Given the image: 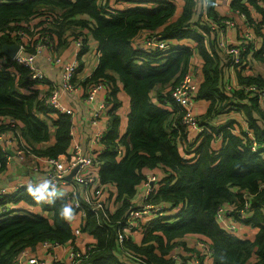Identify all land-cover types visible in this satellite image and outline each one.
<instances>
[{
    "label": "trees",
    "instance_id": "1",
    "mask_svg": "<svg viewBox=\"0 0 264 264\" xmlns=\"http://www.w3.org/2000/svg\"><path fill=\"white\" fill-rule=\"evenodd\" d=\"M129 1L0 0V57L4 44L14 39L12 32L20 28L33 34V43L51 37L58 45L70 43L68 31L72 27L88 28L100 44L99 65L85 82H107L110 88L112 126L102 140L106 148L99 155L102 160L100 177L102 183L116 185L120 204L108 218L86 206L87 217L82 230L95 241L84 253L75 245V252L82 255L74 259V264L78 260L79 264H176V253L182 264H188L192 256L186 257L187 253L193 255L194 252L199 264H264V148L253 151L246 132V126L252 128L256 138L264 143V108L263 102L245 88L252 84L263 86L264 79L241 73L249 63L246 51L241 56V64L235 66L238 86L228 91L225 72L233 58L225 62L203 13L196 14L199 0H184L177 19H173L177 5L172 0H158L151 6H132ZM230 1L231 11L244 12L256 33L261 34L264 16L256 24L248 4L243 0ZM248 1L264 12V0ZM208 2L209 16L214 20L227 18L228 14L217 13L216 0ZM28 25L33 26L32 31ZM145 31L160 32L162 40L191 38L195 47L171 43L165 51H147L138 47L142 39L136 42ZM81 34L83 31L74 35ZM87 48L88 44L82 55ZM249 48L251 57L264 64V46L257 49L250 44ZM197 51L203 61L204 79L198 85L196 99L208 103L199 117L210 125L212 132L205 134L193 151L183 146L191 133L181 124L182 112L171 92L188 71ZM110 70L118 73L130 97L125 134L120 132L121 115L115 111L121 105L120 88ZM31 73L25 65L0 68V120L9 121L0 122V132L17 135L27 150L37 156L58 157L71 147L72 115L46 106L49 91L41 96V83L31 80ZM44 83L51 84L47 79ZM231 112L241 113L246 126L234 119L217 125L222 115ZM51 124L55 127L53 137ZM117 139L126 147L122 157L116 150ZM217 139L222 141L220 148H216ZM45 141L51 143L40 147ZM8 155L0 145V171L6 169ZM160 166L166 173L160 177V185L148 201L181 208L146 225L141 232V242L133 237L126 240L124 249L134 254L127 257L118 248V232L128 210L135 204L133 200L139 187L150 175L144 169ZM20 200L42 205L49 215L30 211L14 213V210L1 214L0 264H15L25 249L45 240L76 243L70 221L59 214L68 204L64 197L46 203L21 188L14 194L0 197V204ZM246 201L249 209L245 215L236 214L232 218L241 225L255 228L257 232L253 238L228 232L216 216L221 205L227 203L243 208ZM189 235H197L200 239H191ZM197 240L206 242L210 256L196 248ZM177 248L181 251L177 252Z\"/></svg>",
    "mask_w": 264,
    "mask_h": 264
},
{
    "label": "built area",
    "instance_id": "2",
    "mask_svg": "<svg viewBox=\"0 0 264 264\" xmlns=\"http://www.w3.org/2000/svg\"><path fill=\"white\" fill-rule=\"evenodd\" d=\"M151 0H131V4H148ZM202 1V0H200ZM198 4L199 13H203L206 25L209 26L211 30V35L215 37L216 44L222 57L225 58V62H231L229 64L230 68H235L236 65L241 64V56L244 52L248 51L249 62L250 58L253 59L252 50L249 48L250 44L253 48L259 49L256 43V37L252 30L254 25H252L246 18V14L240 10H234L231 13L229 12L227 18L220 20H214L211 16L208 15L207 4ZM234 14H240L244 17L246 27H241L238 24ZM256 24L258 22L255 21ZM48 28H51L47 25ZM237 27L239 29V39L236 43H230L226 37V30L228 28ZM30 31L33 30V26L28 25ZM38 29L34 30L37 31ZM14 39L7 44H17L19 45L18 51L13 57H10L8 54L3 52V56L0 57V68L6 66L15 65H25L28 66L32 73L30 75L31 80L39 81L41 84H45V79H47L46 72L40 65V60L44 57L46 60L60 68L61 78L58 84H50L49 94L45 98V104L48 108L58 111L65 112L72 115L73 109L68 107L64 102L63 98H70L71 94L74 93L78 88H82V84L76 80V75L81 70L82 64V54L86 44H88V38L83 32L80 36H69V44L67 48L69 52L67 55H64L58 50L57 40L51 37H43L36 43H33V34L25 29H18L15 32H12ZM262 37V36H261ZM263 38V37H262ZM142 42L138 44L139 48H142L147 51L154 49H159L162 51L167 50L171 43L169 40H162V35L158 31L148 32L141 34L140 40ZM3 51V50H2ZM47 54V55H46ZM195 65L192 64L189 66L188 71L181 77L175 87L172 89L171 95L174 99L177 106L181 109V124L185 127L188 132L193 133L194 138L203 137L205 134L212 132L209 124H205L201 121L200 117L196 113V93L198 91V80L195 72ZM105 85V82H93L85 83L84 90L86 91V97L88 100H94L97 98L100 89ZM107 88L109 86L107 85ZM232 84L227 83L228 91L235 89ZM246 90L250 92L253 96L256 95L260 102L264 103V85L258 86L255 84L245 86ZM113 104L105 100L100 104L99 108L92 118V122L97 126L90 134L88 140V147H85L83 143L79 140H73L71 143L70 149L67 153H64L65 157L59 155L58 157H44L40 156L43 159V163L38 164L34 167L33 173L28 175L24 183H20L17 188L28 189L29 185H39L43 183L41 180H51L52 184L55 185V188L58 192L62 193L57 197H64L68 204L72 206L73 215L68 219L73 227V232L78 238L84 233L82 230V225L77 227L74 226V221L79 216L81 217L83 223L87 217V208L86 206L91 207L96 211L97 214H102L105 218L109 217L110 213H113L119 206L120 202L117 201V188L115 184H105L102 183L100 177V170L102 166V160L99 155L101 150H95L92 145L97 142L103 143V138L108 132L101 130L97 119L106 113L107 122H110V110H113ZM235 107V106H233ZM118 114L119 108L115 110ZM0 122L9 123L8 120ZM14 125V122L11 123ZM246 126V123H244ZM246 132L250 140L251 149L255 152L264 148V143L260 142L252 128L246 126ZM3 133V132H2ZM8 132L3 133L0 138L6 135ZM14 136V135H13ZM16 139L17 135L14 136ZM18 140V139H17ZM192 138L190 139L191 142ZM116 150H118L119 157L124 156L126 152V147L120 143L117 139ZM196 144V140L193 142ZM104 144V143H103ZM3 149L8 152V144H1ZM16 149L14 153L20 156L25 154L32 153L28 151L24 145V141L18 140V144L15 145ZM106 145L104 144V149ZM9 154V153H8ZM34 154V153H33ZM189 156H185L187 158ZM10 155H8V160ZM76 169L71 180L68 179V176ZM43 175V178L42 176ZM161 178L158 174L152 173L144 181L142 187V198L139 203H135L127 212L125 221L121 230L118 232L117 244L121 252L127 257H133L134 254L124 249L125 241L130 237H133L134 233L142 232L146 225L150 224L155 219H162L165 215L169 213H174L176 210H179L181 206L175 205L169 209L167 208L168 204H154L149 200L151 194L156 191L160 185ZM11 191L10 187H0V197L6 196L7 193ZM28 191V190H27ZM139 194V190H138ZM56 197H53V199ZM12 202H7L5 204H0V215L9 212ZM117 207V208H116ZM169 209V210H168ZM249 209V202L243 205V208L236 206L234 204H223L221 205L216 213L219 221L224 225L228 232L236 233L241 229V224L233 220L229 222L228 217H233L234 215H245L246 211ZM75 241V242H76ZM199 246V250L202 251V254L205 256H210V248H208L206 242L203 240H197L195 245ZM42 246L45 256L40 254H32L29 251L24 250L16 259L15 264H74V259L77 256H81V252H75L76 243H59L56 241L45 240L39 243ZM92 244L86 248V250L91 249ZM69 250V256L66 260L61 257L59 251ZM85 250V251H86ZM84 251V252H85ZM83 252V253H84ZM188 256H192L188 261V264H199L200 260L198 255L194 252L187 253ZM47 256L50 260L47 259ZM174 258L177 259L176 264H182V261L179 258V254H174ZM78 260L76 264H79Z\"/></svg>",
    "mask_w": 264,
    "mask_h": 264
},
{
    "label": "crops",
    "instance_id": "3",
    "mask_svg": "<svg viewBox=\"0 0 264 264\" xmlns=\"http://www.w3.org/2000/svg\"><path fill=\"white\" fill-rule=\"evenodd\" d=\"M158 0H153L151 4H147L146 6H151ZM176 3L177 9L176 13L174 15L173 19H177L179 15L182 12V8L184 5V0H172ZM207 4L208 0H202L198 1V4ZM244 3L249 5V9L251 11V16L254 18L256 22H260L264 16V12H260L255 8L252 4L249 3L248 0H243ZM209 4V2H208ZM131 5V4H130ZM140 4H134L132 3V6H137ZM121 6V4H120ZM145 6V5H141ZM231 1L230 0H216V5L215 9L219 15H227L229 12L231 13L232 8H231ZM199 13V10L196 12V14ZM201 14V13H200ZM234 17H236V20L238 24L240 25V28L246 27L245 19L242 15L240 14H234ZM247 18V16H246ZM248 19V18H247ZM195 28H198L200 30L199 26H195ZM80 30L83 31L87 38H88V48L86 52L82 56V67L80 72L76 75V80L82 84V88H78L74 93L71 94L70 98H63V102L70 108L73 109V114H72V121H73V127H72V141H81L85 147H88V140L90 138V134L93 130L97 128V126L92 122V118L94 117L95 112L99 108L100 104H102L103 101L108 100V98L111 96L109 93L110 90L107 88V82H105V85L100 89L98 96L94 100H88L86 97V91L84 90V84L86 83L85 80L91 76L96 68L99 65L100 62V50H99V41L96 40L92 32L88 28H80V27H72L70 30ZM82 29V30H81ZM252 32L255 35V41L258 45V47L261 48V46H264V38H262V34H264V29H262L261 34L256 33L255 29L252 30ZM146 33L142 32V37L143 34ZM140 37L138 36L136 38V42L140 41ZM226 37L230 41V43H236L238 42L239 39V29L237 27L233 28H228L226 30ZM135 43V42H134ZM170 43L172 44H178V45H189L191 47H195V43L191 38H184V39H171ZM137 45V43H136ZM59 48L58 50L62 52L64 55H67L69 52V49L67 48V45L61 44L58 45ZM47 55V54H46ZM192 64L195 65V72L197 76L198 83L203 81L204 79V74L202 71V66H203V61L200 55L197 53L191 58L189 66ZM40 65L43 68V70L46 72L47 80L50 82L52 85L53 84H58L60 82L61 78V72L60 68L58 66H55L51 63H49L46 58H42L40 60ZM110 73L114 74V76L117 79V86L120 88V91L118 93L119 95V102H120V108L119 112L121 115V124H120V132L122 134H125L127 132V126H128V114L130 112V97L129 95L124 91L123 89V83L120 80V77L118 73L111 71ZM241 73L245 75H257L261 76L264 79V64L256 59L250 58V62L241 70ZM225 80L226 83L232 84L234 87L238 86V77L236 74L235 68H230L228 67L226 72H225ZM50 88V85L45 83V84H40L39 89L41 91V96L44 95V93ZM208 103L204 100H198L196 102V113L198 116L203 115L207 108ZM264 108V103L261 105ZM50 116L56 118L55 114H51ZM44 117V116H43ZM236 120L239 123H242L244 125L243 118L241 119V113H236V112H231L229 114H224L219 118V121L217 122V125L221 124H226L230 120ZM48 122H51L50 119H48ZM97 123L99 124V128L101 130H104L105 132H109L112 126V119L110 117V122H107V116L106 113L102 114L101 117L97 119ZM51 129V134L52 137L55 133V127L54 125H50ZM3 133L0 132V136ZM194 134L192 133L190 135V139L192 138L191 142L189 140L183 141V146L184 148H189L190 150H196L197 146L200 144V141L203 139V137H198L194 138ZM196 140V144L193 142ZM51 142H42L40 143V147H46L49 145ZM1 144H8V153L10 155V159L8 162V165L6 169L3 171H0V187H10L11 191L7 193V195L14 194L18 192L17 186L20 183H24L25 179L28 177V175L33 173V169L36 165L43 163V159L40 158V156H37L33 153L25 154L23 156L17 155L15 153H12L11 150L14 152L16 149L15 145L18 144V140L13 136L11 132H8L6 135H4L2 138H0V145ZM222 144L221 139H217L216 143V148H220ZM92 147L99 151L104 150V144L102 142H97L92 145ZM62 157H65L63 154ZM144 172L147 174H152L156 173L161 177L163 174L166 173L165 168L160 166L155 169H150L146 168L144 169ZM43 178V175H41ZM44 182L45 180H41ZM143 185V184H142ZM142 185L139 187V194L134 197V202L139 203L140 199L142 198V191L143 187ZM6 195V196H7ZM46 203H50L51 201L44 200ZM12 210H14V213H19V212H24V211H30L36 214H43V215H49L48 211H45L42 205L37 204L33 205L29 203L26 200H20L18 202H14L11 204ZM117 208V207H116ZM227 220L229 222L233 221L232 217H228ZM74 226L77 227L79 225L83 224V221L81 217H77L76 220L74 221ZM241 237H247V238H253L257 230L255 228H252L251 226H246V225H241V229L237 231ZM191 239H200L197 235H189ZM133 238L135 239L136 242H141L142 240V234L140 232L134 233ZM95 238L92 237L89 234H86L85 232L78 238L76 241V245L80 248L81 252H84L87 248V246L91 243L94 242ZM197 249H199V246L196 244L195 245ZM32 254H40L41 256H45L43 252V248L41 245L36 246V249L33 250V248H28L26 249ZM177 252H180V248H177ZM183 251V250H182ZM69 250H61L59 251V254L61 257L65 258L66 260L68 259L69 256ZM47 259L50 260V258L47 256Z\"/></svg>",
    "mask_w": 264,
    "mask_h": 264
},
{
    "label": "clouds",
    "instance_id": "4",
    "mask_svg": "<svg viewBox=\"0 0 264 264\" xmlns=\"http://www.w3.org/2000/svg\"><path fill=\"white\" fill-rule=\"evenodd\" d=\"M28 192L34 198L38 200H53V197H57L62 195V193L58 192L55 188V185L52 184L51 180H45L43 183L33 186H28ZM60 216L70 219L73 215V209L70 204H65L59 211ZM187 255V254H185Z\"/></svg>",
    "mask_w": 264,
    "mask_h": 264
},
{
    "label": "water",
    "instance_id": "5",
    "mask_svg": "<svg viewBox=\"0 0 264 264\" xmlns=\"http://www.w3.org/2000/svg\"><path fill=\"white\" fill-rule=\"evenodd\" d=\"M19 49V45L17 44H4L3 46V52H5L6 54H8L10 57H13L15 55V53L18 51ZM12 153H14L12 150H11ZM77 168H75L73 170V172L68 176V179L71 180L75 171H76ZM36 247H33V250H35Z\"/></svg>",
    "mask_w": 264,
    "mask_h": 264
},
{
    "label": "rangeland",
    "instance_id": "6",
    "mask_svg": "<svg viewBox=\"0 0 264 264\" xmlns=\"http://www.w3.org/2000/svg\"><path fill=\"white\" fill-rule=\"evenodd\" d=\"M54 9H55L56 11H60V10H61V9H59V8H54ZM77 32H81V31H80V30H77V29H75V30H69V31H68V35L75 36L74 34L77 33ZM58 49H59V48H58ZM171 207H172L171 204H168V205H167V208L170 209ZM169 209H168V210H169ZM190 242H193V241H190ZM25 251H26V250H25Z\"/></svg>",
    "mask_w": 264,
    "mask_h": 264
}]
</instances>
